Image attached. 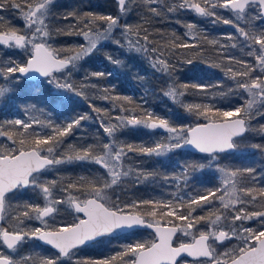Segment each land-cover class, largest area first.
<instances>
[{"label":"snow or ice","instance_id":"obj_1","mask_svg":"<svg viewBox=\"0 0 264 264\" xmlns=\"http://www.w3.org/2000/svg\"><path fill=\"white\" fill-rule=\"evenodd\" d=\"M54 2L55 0H0V9L18 10L25 25L24 29H19L0 17V47L21 50L27 57L23 63L10 58L0 63V78L8 81L7 84L0 85V98L13 91L9 85L19 82L15 75L19 73L26 78H35L37 75L46 78V83L60 94H71L87 100L88 96L72 82L73 72L78 69L82 60L97 51L105 42L111 41L121 48L125 47L119 39L113 37L117 29L121 30L130 51L155 54L152 67L163 73H169L173 67L167 59L162 58L166 50L196 47L195 44L178 42L174 34L162 44L150 39L152 32L143 26L149 23L145 17H141V24H121V19L131 10L130 5L134 0H117L120 13L117 16L91 12L80 15L75 12L67 13L63 19L73 17L77 21L67 30L50 27L51 21L55 19L52 15ZM160 2L161 0H141L146 7V13L151 17L161 16L164 10L174 12L184 9L202 17L214 18L213 23L222 21L236 28L242 38V49H249L247 55L252 57L256 64L252 66L243 60L236 61L241 65V70L233 71L229 66L226 75H230L235 81V88H230L229 92L240 90L247 94V98L241 105L229 107L227 110L215 105L185 104L182 97L189 87L205 92L210 87L220 85L173 84L164 94L181 104L188 113L203 117L206 123H197L194 126L175 125L167 118L155 115L151 110L143 109L141 114L136 115L133 114V109L129 115L115 117L116 123L112 122V117L99 120L107 142L97 141L95 144H86L79 148L69 145L65 152H61L63 138L80 126L81 121L90 119L87 113L62 123H55L51 119L42 121L35 117L28 122L18 118L5 121L9 129L5 130L4 126L0 125V137H6L12 146L0 147V221L5 219L8 201L20 190L31 188L42 195L45 202L43 207L29 203L18 206L24 210L15 217L16 223L11 230L0 227V243L6 246V249L16 252L18 246L25 242V238H35L56 249L58 255L39 258L21 255L14 258L11 254L0 251V264H62L61 257L71 262L76 255L75 250L81 246L117 229L134 226L154 229L155 239L127 244L123 246L122 251L107 258L76 260L75 264H185L180 261L184 254L194 258L196 264H264V188L257 193L254 188L246 186L249 177L256 179L254 167L231 168L217 164L215 171L219 173V185L215 188L194 189L195 195H190L187 200L183 197L169 201L139 200L120 207L115 201H111L108 195L109 190L114 191L115 187L133 173L137 182L159 175L134 170L129 163L132 160L130 154L162 157L184 148L206 154L207 163L185 162L180 166L182 170L178 175L165 176V179L182 180L187 184L192 179L190 174L203 172L206 168L211 169L213 163L219 160V154L236 151L239 148L236 138L253 131L251 120L264 115V28H257L254 23L256 20L264 21V0H177L176 3L165 5V9L159 7ZM220 9L233 13V18L218 16ZM241 21L244 26L240 25ZM98 22H103V27ZM186 27L188 33L192 34V39H197L196 26L187 24ZM59 34L80 36L84 43L54 47L52 41L54 36ZM157 35L162 36L159 32ZM228 39L233 40V37L229 36ZM207 42L218 44L216 40ZM236 46V43L221 44L219 48ZM106 59L114 64L121 63L119 59H113L108 54ZM227 59L229 62L235 61L233 56H228ZM257 67L261 74L253 77L252 73ZM56 73L61 74L63 79ZM104 75L103 72L88 74L91 77ZM103 92L105 94L101 99H121L109 96L108 89H103ZM218 94L223 96L228 93ZM123 99L131 103L130 98ZM90 107H93L98 116L103 112L100 108L91 105ZM29 109L37 110L35 105H30L25 112ZM121 111L128 109L121 106ZM34 125L39 126L41 131L34 130L29 133L28 130ZM137 126L150 132L159 129L161 133L166 134L164 140L154 141L152 146H145L124 143L118 139L117 134L122 129ZM260 132L264 134V126H261ZM252 147L262 148L261 145ZM73 161L97 165L103 170V176L80 177L78 181H69L67 184H58L57 180L44 178L49 169ZM60 192L68 193L67 198H56L54 193ZM73 192L77 195H73ZM216 201H219V208L215 207ZM252 203H258L259 210L247 211V206ZM65 204L77 213H82L85 218L74 224L52 227L46 218L54 219L60 214V206ZM208 205L213 207L207 215H194L197 208H205ZM237 205L241 207L237 208ZM228 210L233 213L230 217L225 214ZM146 217L150 219L146 220ZM32 218L40 220L44 227L27 230L20 227L24 219ZM252 219L260 223V230L244 227L243 223H235ZM202 222L206 224L207 230L197 229V233L193 235L191 230ZM178 232L191 235L192 242L174 246V237ZM234 237L240 241L238 245L226 248L223 252L217 251L218 243L222 244Z\"/></svg>","mask_w":264,"mask_h":264},{"label":"trees","instance_id":"obj_2","mask_svg":"<svg viewBox=\"0 0 264 264\" xmlns=\"http://www.w3.org/2000/svg\"><path fill=\"white\" fill-rule=\"evenodd\" d=\"M176 2L177 0H161L159 7L165 9V5ZM153 7H156V5H153ZM130 8L131 10L121 19V24H141L143 23L141 17H145L149 23H145L143 26L152 32L150 39H155L158 43L162 44L165 40L171 39L174 34L178 38V42L195 44L196 47L166 50V54L162 58L167 59L173 67L169 73H163L152 67V60L155 54L130 51L127 48L126 42H123L125 47L121 48L115 43L108 41L97 51H94L86 59L82 60L78 65V69L73 72L71 77L74 85L88 96L87 100L72 96L71 94H60L53 86L46 83V79L31 81L18 78V83L14 82L9 85L13 88V91L6 97L0 98V125H3L5 130H8L9 126L4 122L10 121L9 117L17 112L23 115H41L42 121L51 119L49 116L53 115L74 118L85 113L88 116L91 113L97 114L90 105L102 109L103 112L99 116L104 117L114 116L116 113L122 116L129 115L133 109H135L133 114L139 115L143 109H148L157 116L167 118L175 125L187 126L188 124L195 125L206 122L203 117H197L192 113H188L181 104L172 101L164 94L173 84L220 85V87H210L205 92H200L189 87L182 97L185 104L215 105L217 108L224 109L227 106H237L244 102V99L247 98L246 93L240 90L229 92L230 88H235V81L230 78V75H226V70L229 66L232 67L233 71L241 70V65L236 61L243 60L252 66H255L256 62L252 57L247 55L248 48L242 49V38L239 37L236 28L232 24H224L222 21L213 23L214 18L202 17L191 10L184 9L174 12L164 10L161 16L151 17L146 13V7L141 3V0H134ZM220 11L223 14L225 12L234 15L229 11L220 9L217 15L222 18L226 17L219 15ZM70 12H75L77 15L87 12L98 15H120L116 0H55L52 5V15L55 19L51 21L50 27L67 30L70 25L76 24L77 21L73 17H69L67 20L63 19V16ZM0 17L19 29H24L25 27L23 20L20 18V13L16 9H0ZM98 23L103 25V22ZM254 23L257 28H264V21L256 20ZM187 24H194L196 26L195 34L197 35V39H192V34L188 33ZM240 25L244 26L243 21L240 22ZM157 32L162 34V36L157 35ZM229 36H232L233 40H229ZM80 40H82V37L77 35L59 34L54 36L52 43L54 47L60 48L74 46ZM211 40L218 41V44L213 45L207 42ZM221 43L223 45L236 43L237 46L220 49L219 45ZM61 54L64 55L65 53ZM106 54L111 55L113 59H119L121 63L114 64L109 62L106 59ZM7 56L16 59L20 63H23L27 58L21 50L4 51L0 47V63H3ZM228 56L235 57V61L229 62ZM188 60L192 62L187 63ZM214 64H219L220 66L213 67L212 65ZM113 69H115L114 73L112 72ZM92 72H103L105 75L102 77L88 76ZM108 73H111V75H108ZM260 74L257 67L252 76ZM237 79L243 78L237 77ZM7 83L8 81H4L1 82V85ZM131 84L135 85L136 89L130 88ZM140 86L145 87L147 90H139ZM103 89L109 90V96L120 97L121 99H101L100 97L105 94ZM221 92L228 94L219 95L218 93ZM123 97L130 98L131 103L125 101ZM30 105H35L37 110L33 111L29 109V111L25 112V109L29 108ZM121 106L128 109V111H121ZM261 126H264V115L257 116L251 120V128L254 130L247 132L246 136L242 138L246 142V147L244 148L248 150H242L243 148L239 146L240 152L236 151L234 154L222 155L232 159L227 164H223L225 166L231 168L254 167L256 169V179L253 180L249 177L246 186L254 188L257 193L260 189L264 188V134L260 132ZM34 130L41 131L37 125H34L28 131L31 133ZM117 136L121 142L135 145L143 144L145 146H152L154 141H159L162 138L159 129L155 130V132H150L148 129L139 126L122 129ZM6 141H8V145L4 143ZM97 141L107 142L105 133L90 117L88 120L81 121L80 126L74 128L72 133L63 138L61 152L67 151L69 145L79 148L82 145L95 144ZM252 145H261L262 148L256 149ZM8 146H12L11 141L3 137L0 147ZM130 155L132 156V160L129 163L134 170L159 173V175L139 182L136 180L135 173L125 178L114 189H120V199L116 202L111 198V201H115L120 207H123L126 203L130 204L133 201L139 200H169L170 196L173 195L175 180L165 179L166 175L169 177L178 175L181 172L179 166L185 162L207 163L206 155H199L183 149L170 152L162 157ZM190 175H192V179L187 184L180 180L178 188L188 190L192 195H195L194 189H202L203 187L215 188L219 185L216 174L213 173L212 169L206 168L203 172H196ZM97 176H103V170L99 166L73 161L62 169V175H56V180H58V184H67L69 181H78L80 177L95 178ZM65 194L68 196V193L65 192ZM72 194L77 195L75 192ZM187 199L185 198V200ZM9 202L8 209H10L11 217L10 219L9 217L7 218L9 220L4 219L0 227L11 230L14 227L11 223L15 221L18 213L24 210L18 206L30 202L24 197L18 200L15 199L14 201L10 200ZM212 207V205H208L205 208H197L194 215H207ZM215 207H220L219 201L215 202ZM236 207L239 208L241 205H237ZM255 210H259L258 203H252L247 206V211ZM221 211L224 210L221 209ZM225 214L230 217L233 213L231 210H228ZM33 219H24L22 228L26 230L37 228L40 223ZM148 219L150 218L146 217V220ZM255 221L257 223V220ZM260 228L261 225L259 223L256 230H260ZM197 229L207 230V226L202 222L197 228H194V231L197 232ZM145 234L154 237L150 232L136 230L119 239L103 238L89 245L91 248L98 245L103 247L98 250L90 249L89 254L86 256L88 259L99 258L104 255L111 256L120 248L122 249L125 238ZM35 242L36 249L28 250L26 254L36 258H39L41 253H43V256L47 254L51 257L58 255L39 242ZM0 249H5L2 243H0ZM190 264H196V261H191Z\"/></svg>","mask_w":264,"mask_h":264},{"label":"rangeland","instance_id":"obj_3","mask_svg":"<svg viewBox=\"0 0 264 264\" xmlns=\"http://www.w3.org/2000/svg\"><path fill=\"white\" fill-rule=\"evenodd\" d=\"M257 11H259V9H257ZM224 14L221 11L219 13V15H221L223 17H226L227 19H232V17H233L232 14H228V13H225V12H224ZM253 15H255V13H253ZM101 27H103V25H101ZM113 37H114V39H119L121 41V44H123V42H125L123 36L121 35V30L120 29H117L113 33ZM81 43H84L83 39L78 41L74 46L79 45ZM105 43H107V42H105ZM3 50L4 51H8V49H4V48H3ZM9 58L12 59V60H16V59H14L12 57H8L7 56L4 59V62L7 61ZM17 62H19V61H17ZM112 72L114 73L115 69H113ZM15 75H16L17 78H21L19 76V73L15 74ZM56 75L58 77H60L61 79H63L61 74L56 73ZM4 81H5L4 79L0 78V85H1V82H4ZM129 87L136 89L135 85H132V84ZM139 90L146 91L147 89L145 87H143V86H140ZM229 107H235V106H227V107L224 108V110H227ZM40 116L41 115H34V114L23 115V114H20V113L17 112L15 114H13L11 117H9V119L12 120V119H17L18 118V119H22V120H25L26 122H28L33 117H35L36 119L42 120L40 118ZM53 116H49V117L55 123H62L64 121H66V120L71 119V117H66V116H58V115H56L54 117ZM89 116L91 117V120L94 121V123L99 125V120L101 118L107 119L108 117H112L113 118L112 122L116 123L114 118L117 117V116H122V115L116 113V114H114V116L104 117V116H98L97 114H92L91 113ZM187 126H194V125L188 124ZM161 135H162V138L159 141L164 140V136L166 134L161 133ZM2 138L3 137H0V142H1ZM238 142H239V146L243 148L242 150H248L247 148H244V147H246L245 146L246 145L245 139H241ZM4 143L6 145H8V141H6ZM240 147L237 150L238 152L241 151ZM230 160L232 161L231 158H226L225 156L219 155V160L213 163V167L211 169H212L213 173L216 174V179L218 180V183H219V173L215 171V168H216L217 164H219L220 166H225L223 164H227ZM71 163L72 162L66 163V164H61V165L56 166L53 169H49L48 171L45 172L44 178L48 179V180H56V175L57 174L62 175V169L67 167V165H70ZM179 168H180L179 170L181 171L182 169H181L180 166H179ZM60 177H59V180H60ZM174 182L175 183H174L173 195L170 196L169 200H176L177 197H183L185 199V198H188L190 195H192L188 190H185L183 188H178L180 180H175ZM108 192H109L108 195L110 197V200L112 198L113 200H115L117 202L118 199H120V196H119L120 195V193H119L120 189H116L114 191H108ZM54 195L56 196V198H67V195L65 194V192L54 193ZM21 197H24L27 200H29V202H30L29 204L40 205L41 207H43L44 202H45L44 198L42 197V195H40L37 191H35V190L31 189V188H28L27 190L26 189L25 190H20L14 196H12L11 200H13V201L15 199L18 200ZM169 200H166V201H169ZM9 201H8V206L10 205ZM60 209H61L60 214L55 216L54 219L53 218H46L47 221H48V224L51 225L52 227L53 226L61 227V226L68 225V224H74V223H77L78 220L82 218L81 215L77 214L72 208H69L66 204L65 205H61ZM249 212H251V211H249ZM8 217L10 219L11 215H10V209L7 208V211L5 213V220H9V219H7ZM255 220L256 219L247 220V221H243V222L237 221L235 223H236V225H240L241 223H243L244 227H250V228L256 229L257 226L259 225V222L257 221V223H256ZM10 221H13V220H10ZM35 221L40 223L39 226H37V228L44 227V225L42 224V222L40 220L35 219ZM15 223H16V221H13V223H11V224L13 226H15ZM20 227H22V224L20 225ZM225 230H228V229L225 228ZM191 231H192L193 235H195L197 233V232L194 231V229H192ZM142 239H144V240H142ZM154 239H155V236L151 237L148 234H145V235H134V236L127 237L123 241L122 249L120 248L117 252L122 251L123 250V246H125L127 244H134L136 242H144V241L154 240ZM190 242H192V236L191 235H183L182 233H179V235H178V237H177V239L175 241L176 244H178V243H190ZM239 243H240V241L237 240L235 237L232 240H225L222 244H219V243L217 244V251L218 252H223L226 248L234 247V246L238 245ZM35 245H36L35 241H33L31 239H28V238H25V242L23 243L22 246H18V250L16 252L9 251L6 248L5 249H0V251H4L7 254H11L14 258H18L21 255H28V254H26L28 252V250L36 249ZM88 247H90V246H86L84 248H80V249L75 250L76 251V255H75V257H73L71 262H69L67 260V258H62L61 257L60 259H61L62 264H75L76 260H86V259H88L86 255L89 254L88 252H90L89 251L90 249L98 250V249L102 248L103 246L98 245V246L93 247V248H91V247L88 248ZM117 252H115L114 254H116ZM114 254H112V255H114ZM42 256H43V253H41L40 257H42ZM46 256H49V255L46 254ZM49 257H51V256H49ZM107 257H109V256H105L104 255V256H100L99 258H94V259H103V258H107ZM183 262H185V264H190L191 261L183 260Z\"/></svg>","mask_w":264,"mask_h":264},{"label":"water","instance_id":"obj_4","mask_svg":"<svg viewBox=\"0 0 264 264\" xmlns=\"http://www.w3.org/2000/svg\"><path fill=\"white\" fill-rule=\"evenodd\" d=\"M116 2H117V0H116ZM19 76H20L21 78H23V79L31 80V81L46 79V78L40 77V76H38V75L35 76V78H31V77H27V78H26V77H22L20 74H19ZM204 123H206V122H204ZM246 134H247V132H246L242 137H238V138H236L237 141L240 140V139H242L243 137H245ZM183 150H187V151H190V152H192V153L199 154V155H206V154L199 153V152H197V151H195V150H193V149H191V148H184ZM235 152H236V151H234V152H229V153H221V154H219V155H223V154H234ZM74 211H75V210H74ZM75 212H76V211H75ZM76 213H77V212H76ZM78 214L82 216L81 219L85 218L84 215H83L82 213H78ZM3 221H4V220L0 221V225L3 224ZM136 230L147 231V232L152 233V234L155 236V230L152 229V228H147V227H144V226H134V227H132V228L117 229L115 232H113V233H111V234H108V235H105V236L98 237L95 241L89 242V243H87L86 245L81 246L80 248H83V247H86V246H88V245H91V244H93V243H95V242H97V241H99L100 239L105 238V237L117 238V237H119V236H122V235H125V234H128V233H131V232L136 231ZM179 233H180V232H178V233L176 234V237H174V241H173L174 246L177 245V244L175 243V241H176L177 236L179 235ZM33 239L36 240V241H38L40 244H42V245H44V246H46V247H49L50 249H52L53 251H55V252L58 253V251H57L56 249L52 248L50 245H47V244L43 243L42 241H40V240H38V239H35V238H33ZM190 243H191V242H190ZM5 247H6V246H5ZM80 248H79V249H80ZM63 258H64V257H63ZM183 260L195 261L194 258H192V257H188L186 254L182 255V257L180 258V261H183ZM178 264H179V262H178Z\"/></svg>","mask_w":264,"mask_h":264},{"label":"flooded vegetation","instance_id":"obj_5","mask_svg":"<svg viewBox=\"0 0 264 264\" xmlns=\"http://www.w3.org/2000/svg\"><path fill=\"white\" fill-rule=\"evenodd\" d=\"M23 190H25V189H23ZM10 195H12V194H10ZM74 210V209H73ZM78 214V213H77ZM122 236H125V235H122ZM122 236H119V237H117V238H112V237H105V238H112V239H119V238H121ZM31 240H34V239H31ZM36 241V240H35ZM6 248V247H5ZM48 248V247H47ZM50 249V248H49ZM9 251H11V250H9ZM53 251V250H52ZM54 253H56V254H58L57 252H55V251H53ZM63 258V257H62Z\"/></svg>","mask_w":264,"mask_h":264}]
</instances>
